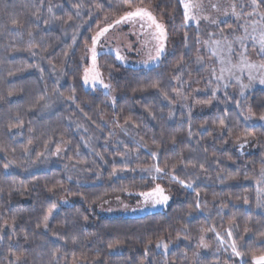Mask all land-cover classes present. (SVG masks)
<instances>
[{
	"label": "trees",
	"instance_id": "obj_1",
	"mask_svg": "<svg viewBox=\"0 0 264 264\" xmlns=\"http://www.w3.org/2000/svg\"><path fill=\"white\" fill-rule=\"evenodd\" d=\"M131 3L156 13L168 54L145 71L102 55L116 96L110 106L108 94L83 86L81 55L100 21L93 8L118 19L125 0H0V264H254L264 255L256 188L264 128L255 123L264 89L212 98L199 77L208 68L199 32L184 24L179 1ZM133 141L155 153L162 181L138 172L148 164L135 159ZM155 184L172 194L163 211L92 215L106 199L137 198ZM227 231L242 253L236 263L213 250ZM158 243L172 245L166 255Z\"/></svg>",
	"mask_w": 264,
	"mask_h": 264
},
{
	"label": "rangeland",
	"instance_id": "obj_2",
	"mask_svg": "<svg viewBox=\"0 0 264 264\" xmlns=\"http://www.w3.org/2000/svg\"><path fill=\"white\" fill-rule=\"evenodd\" d=\"M177 1H179L182 12L184 13V6L181 3V0ZM213 5L216 7H213ZM233 6H235V11L238 15H233ZM134 9L135 7L128 8L126 12ZM148 9L156 17V13L154 14L153 9ZM93 12L97 18H100V21L96 26V30L92 37H94L102 28L107 27L110 24L113 25L109 28L107 33L99 38L96 44V71L99 72V79L110 87L104 88L103 85L98 82L94 84L91 79V72L89 73L90 78L87 83H85L83 75L82 84L87 90H97L108 94L111 98L109 105L113 106L116 96L110 94L112 87V85H110L112 77L111 69L108 65H106V58L100 57L102 55H112L115 61L121 65L139 68L145 71L146 69L157 67L162 62L163 58H165L168 54L169 48H167L166 40L163 54L159 57V59L155 58L158 41L155 38V28L149 27V22L147 20L142 21L137 18L135 21L115 24L117 19H109L107 17L103 18L97 8H93ZM225 12L227 15H225ZM247 13H252V15H246ZM192 14L196 15L197 19H189L186 21L184 17V24L187 26L193 25L199 32L198 43L201 46L199 52L203 53V55L207 57L208 61V68L206 67L203 74H199V77L205 76V79L209 81L208 87H210L209 91L212 93V98H215L217 93H222L224 95L228 91L231 94L235 92L239 95V97L244 98L254 89H264V84L259 83V77L264 75V70H261L258 67L251 69L243 67V70H241L240 66L242 61L256 65L264 63V55H261L258 52L259 44L252 39L253 35L259 37V24H256L257 31L255 33L252 31L254 23L259 22L260 24H264V21H260L259 15L253 11L250 0H202V6L199 9L194 10ZM204 17L208 18L205 19ZM156 19L158 22L162 23L157 17ZM213 20H215L216 23H213ZM241 25L247 27V33H245L244 27H241ZM239 36L247 37L243 40V46L241 41L237 40V37ZM215 41H219V44L214 43ZM229 44H231V51H229L228 48ZM91 48L92 44L85 49V52L81 55L83 56V74H85L86 69L91 70L93 68ZM214 52L216 53L215 55L213 54ZM117 53H119L123 59H117ZM233 65H237V67H233ZM221 69H230V71L226 70L221 72ZM249 72H251L253 76L257 77V79L250 87L242 88L241 85L249 83ZM218 77L220 78L218 79ZM182 79L183 78H181L180 81ZM179 86H181V82L179 83ZM200 91L203 92L200 88H195L191 93H197ZM180 93L181 94L178 96L179 101H182L181 104H183L184 108L187 109L189 106L185 101H183V90ZM186 93L187 95L191 94L190 91H187ZM203 105L200 104V106H198L194 104V108H201ZM255 123L264 128V121L259 120ZM119 145L121 146L123 144L121 143ZM132 145L137 149L134 156L135 159L138 162L148 164V166L140 168L138 172H140V174L144 177L153 180V182H156V180L162 181L164 175L166 174L164 171L159 173L155 171L154 166H157L156 155H153L152 152H148L144 149L139 142L133 141ZM239 152L241 155L247 154L245 144L239 146ZM262 173H264V167L263 171L258 175L256 188L260 198L264 200V191H262L264 190V175H262ZM155 186L156 184L153 185L151 191L155 188ZM182 186L185 187L184 185ZM162 188L164 189L165 195L169 196V200L166 204L155 203V199L153 197H146L144 195L145 193L141 194L140 197L137 198H128L127 196L109 198L97 205L93 211H91L92 215L101 217H138L154 211H163L164 208H166V206L171 202L172 194L168 189H165V187ZM185 188L191 189V187ZM60 202L61 206L70 205V201L66 198L61 199ZM57 211L58 209H55L53 213L49 215L47 224ZM216 234L217 233H215V235ZM225 234L215 236L218 248L213 250H215V253H224L226 259H230L234 262L236 260L240 261L241 258L236 256L232 251V245L235 243L234 240H232L231 231H227ZM171 246L172 245H167V249L163 246L159 248L157 247V249L161 251L163 255H166Z\"/></svg>",
	"mask_w": 264,
	"mask_h": 264
},
{
	"label": "snow or ice",
	"instance_id": "obj_3",
	"mask_svg": "<svg viewBox=\"0 0 264 264\" xmlns=\"http://www.w3.org/2000/svg\"><path fill=\"white\" fill-rule=\"evenodd\" d=\"M181 3L184 6V17L185 20H189V19H197V16L192 14L194 12V10L199 9L202 6V0H181ZM125 4L129 7L132 8L133 5L131 3V0H125ZM250 4L253 8V11L255 13H257L260 17V21H264V11H259V9L264 6V0H250ZM213 7H216L215 5H213ZM52 9L49 8V12H51ZM232 12L233 15H238L235 11V6L232 7ZM225 15H227V13L225 12ZM246 15L251 16L252 13H247ZM137 18H139L140 20H147L149 22V27H154L155 28V32H156V39L158 41V45L156 47V59H159V57L163 54L164 50H165V41L167 40V32L165 29V26L158 22L156 17L152 14V12L147 8V7H135L134 10L132 11H128L126 12L123 16H121L119 19H117L115 21V24H121L122 22H129V21H135ZM205 19H207L208 17H204ZM239 18V16H238ZM213 23H216L215 20L212 21ZM47 23V21L45 22ZM12 24L16 25L17 21L15 19L12 20ZM256 24H259V37L253 35L252 39L253 41H255L256 43L259 44V49L258 52L261 55H264V24H260L259 22H255L253 27H252V31L253 33H255L257 31V27ZM113 25H108L107 27L102 28L94 37H92V48H91V52H92V61H93V68L91 70L86 69L85 70V74H84V81L85 83H87L89 81V73H92L91 79L92 82L95 83H100L103 85L104 88H109L110 86L107 84H104L102 80L99 79V72L96 71V44L99 40V38L101 36H103L105 33L108 32L109 28L112 27ZM241 27H244L243 25H241ZM244 31L245 33H247L248 29L247 27H244ZM246 36H239L237 37V40L241 41V44L243 46V40L246 39ZM226 39V38H225ZM214 43L219 44V41H215ZM229 51H231V44L228 45ZM246 51V49H245ZM214 55L216 54L215 52L213 53ZM117 59H123L122 56L119 55V53H117ZM241 70H243V67H247L249 69L251 68H260L261 70H264V63H260L259 65L256 64H251V63H246L245 61L241 62ZM233 67H237V65H233ZM230 71V69H221V72L223 71ZM220 77H218L219 79ZM239 79V78H237ZM257 79V77L253 76L251 74V72H249V76H248V80L249 83L246 85H241L242 88H247L250 87L251 84ZM259 83L264 84V75H262L261 77H259ZM209 101H205L204 103H208ZM251 111V110H250ZM250 118V117H249ZM259 120L264 121V113H261L258 117ZM220 126L223 127L224 126V121L221 120L220 121ZM249 135H253L252 133H249ZM173 142H175L173 140ZM155 155V153L153 154ZM3 167L5 169H7L9 167V164H4ZM155 167V171L156 172H162L163 169H161L159 166H154ZM262 175H264V173H262ZM173 180H178V177L173 176L172 177ZM178 182L181 185H184L185 187H191V184H185L183 180H178ZM264 191V190H262ZM146 197H153L155 199V203H161V204H166L169 200V196L165 195L164 193V189L157 184L155 186V188L149 192V193H145L144 194ZM245 202L247 203V200H245ZM85 219H87L85 217ZM48 216L46 215L44 217V227L47 228L48 224ZM39 226V225H38ZM118 246V242L117 244H109L108 247L110 249H114ZM158 248L163 246L165 249H167V244H160L158 243L156 245ZM232 251L236 256H241L242 253L240 251L237 250V247L235 244L232 245ZM254 260V264H264V255H260L259 257H253Z\"/></svg>",
	"mask_w": 264,
	"mask_h": 264
}]
</instances>
